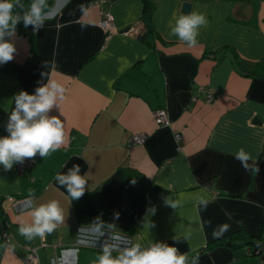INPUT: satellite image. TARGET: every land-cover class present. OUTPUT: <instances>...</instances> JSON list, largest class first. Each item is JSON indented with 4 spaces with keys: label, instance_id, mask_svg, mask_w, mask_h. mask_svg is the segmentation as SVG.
<instances>
[{
    "label": "crops",
    "instance_id": "crops-1",
    "mask_svg": "<svg viewBox=\"0 0 264 264\" xmlns=\"http://www.w3.org/2000/svg\"><path fill=\"white\" fill-rule=\"evenodd\" d=\"M96 1L44 0L43 26L25 27L35 0H12L17 23L4 39L16 51L0 69V137L8 135L16 95L56 84L64 91L48 115L61 119L65 143L47 157L25 158L31 166L24 172L18 162L7 171L0 165V264H26L22 255L31 247L40 264L56 257L61 264H99L92 252H104L116 235L130 240L125 249L177 245L187 264H264L249 243L196 256L241 228L264 241V75H250L264 73V0H153V30L146 33L148 0ZM103 8L113 15V33L100 25ZM191 13L206 19L194 45L173 34L180 16ZM201 85L215 93L212 103L202 93L192 100ZM159 109L167 110L169 125L157 123ZM135 134L144 141L132 143ZM241 150L246 162L237 158ZM77 165L85 192L102 190L107 223L80 224L71 195L56 180ZM127 166L168 193L129 213ZM23 196H33L34 207L57 201L64 223L27 239L19 228L32 223L31 209L6 207L7 198Z\"/></svg>",
    "mask_w": 264,
    "mask_h": 264
},
{
    "label": "clouds",
    "instance_id": "clouds-1",
    "mask_svg": "<svg viewBox=\"0 0 264 264\" xmlns=\"http://www.w3.org/2000/svg\"><path fill=\"white\" fill-rule=\"evenodd\" d=\"M14 6L12 0H0V64L10 62L16 51L15 46L4 39L7 30H15L17 21L12 15ZM43 6L44 0H35L30 12L24 17L25 27L43 26ZM205 23L203 14L181 15L173 34L178 36L180 41L194 45L197 42L198 27ZM63 91L60 86L52 84L51 87L40 86L32 94L22 91L15 96V108L6 126L8 135L0 137V165L6 171L11 170L15 162L34 158L37 153L47 157L65 143L64 124L61 119L48 115L56 106L57 92ZM237 158L246 162L249 157L241 150ZM79 172L80 168L77 165L67 174H58L56 177L73 199L81 198L85 192L87 181ZM30 214L32 223L21 224L19 228L20 234L27 239L37 236L43 238L45 234L53 233L65 219L62 208L55 200L32 208ZM99 264H187V254H178V249L174 246L154 243L143 250L137 244L125 249L117 258H113L106 247L104 254L99 257Z\"/></svg>",
    "mask_w": 264,
    "mask_h": 264
},
{
    "label": "trees",
    "instance_id": "trees-1",
    "mask_svg": "<svg viewBox=\"0 0 264 264\" xmlns=\"http://www.w3.org/2000/svg\"><path fill=\"white\" fill-rule=\"evenodd\" d=\"M102 0H98V2ZM156 2L148 0L145 5V13L143 15V21L145 24L146 31L153 30L152 20L154 18V11ZM31 41V59L35 56L33 33L27 34ZM33 41V42H32ZM33 43V44H32ZM3 64H0V69ZM241 73L247 74L244 68H241ZM250 75H264L261 72H255ZM168 193V190L161 187L153 180L149 179L139 169L131 166H127L123 169V199L127 211L131 213L135 208L138 207H150L158 202ZM73 199V198H72ZM73 203L76 210L77 219L80 224L93 223L103 224L107 223L109 219V213L107 210L105 198L100 187H96L93 190L84 192V195L79 199H73ZM261 237H257L251 234L246 229H238L231 233L228 239H215L208 242L205 247L196 256H201L206 251H210L218 245L229 244L233 248L239 247L243 244H251L259 242ZM261 245H264V241H260ZM178 247L177 245H173ZM179 249V248H178ZM114 250L115 249H109ZM250 253L257 255L259 250H255V247L249 248ZM180 251V250H179ZM260 257L264 260V250L260 251ZM258 256V255H257Z\"/></svg>",
    "mask_w": 264,
    "mask_h": 264
},
{
    "label": "built area",
    "instance_id": "built-area-1",
    "mask_svg": "<svg viewBox=\"0 0 264 264\" xmlns=\"http://www.w3.org/2000/svg\"><path fill=\"white\" fill-rule=\"evenodd\" d=\"M99 3H101V1H99ZM100 25L107 33H113L115 29V25L113 22V15L109 10L105 8L102 9V19L100 21ZM198 93H202L204 95V100L207 103H212L216 97L212 89L206 85H201L196 91V93L193 94L192 96L193 101L199 100ZM156 121L157 123L164 124V125H169L171 123L166 109H159L157 111ZM175 137L177 140L182 138L180 133H176ZM130 140L132 143H142L144 141V136L135 134L133 135V137L130 138ZM30 166H31V163L27 159H25L23 162H18L17 169L19 172H24L26 169H29ZM7 201L9 202L8 205L6 206L7 210L14 211V212L26 211L34 207V197L33 196H23V197L10 198V199L7 198ZM112 235H114V233H112ZM115 240L116 242L113 243V245L109 247L117 248V249H125L126 246L130 245L129 244L130 240L126 236L116 235ZM176 248L178 249V247ZM255 250H259L257 253V255L259 256L260 251L264 250V245L263 246L260 245L257 248L255 247ZM178 254H180L179 249H178ZM22 257L26 264H40L37 248L35 247L25 248V251ZM52 260H53L52 261L53 264H56V263L61 264L62 262L60 257H56L55 259H52Z\"/></svg>",
    "mask_w": 264,
    "mask_h": 264
},
{
    "label": "rangeland",
    "instance_id": "rangeland-1",
    "mask_svg": "<svg viewBox=\"0 0 264 264\" xmlns=\"http://www.w3.org/2000/svg\"><path fill=\"white\" fill-rule=\"evenodd\" d=\"M86 239V238H85ZM93 240V239H92ZM95 241L97 240V239H94ZM90 241H91V239H90ZM106 248V246H102L100 249H102V250H104ZM109 249H114V248H111V247H108ZM115 250H118V252L120 251L119 249H115ZM111 252V256L114 254V253H116L114 250H111L110 251ZM85 255H87V253H84ZM92 254L93 255H96V257H100L101 255H103L104 254V252H97V251H94V252H92ZM82 255V254H81Z\"/></svg>",
    "mask_w": 264,
    "mask_h": 264
},
{
    "label": "water",
    "instance_id": "water-1",
    "mask_svg": "<svg viewBox=\"0 0 264 264\" xmlns=\"http://www.w3.org/2000/svg\"><path fill=\"white\" fill-rule=\"evenodd\" d=\"M183 7H184V11H185V12H188V11L190 10V8H191V3L188 2V1H186V2L184 3ZM252 244L254 245V247L257 248V247H259L262 243L254 242V243H252Z\"/></svg>",
    "mask_w": 264,
    "mask_h": 264
}]
</instances>
